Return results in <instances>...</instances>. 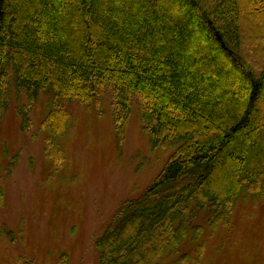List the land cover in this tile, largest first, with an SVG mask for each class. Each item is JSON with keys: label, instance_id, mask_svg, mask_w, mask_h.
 <instances>
[{"label": "trees", "instance_id": "obj_1", "mask_svg": "<svg viewBox=\"0 0 264 264\" xmlns=\"http://www.w3.org/2000/svg\"><path fill=\"white\" fill-rule=\"evenodd\" d=\"M107 93L118 146L134 103L149 150L169 155L94 241L96 264H199L204 232L241 198L264 202V0H0V118L23 132L39 107L49 176L71 108Z\"/></svg>", "mask_w": 264, "mask_h": 264}, {"label": "rangeland", "instance_id": "obj_2", "mask_svg": "<svg viewBox=\"0 0 264 264\" xmlns=\"http://www.w3.org/2000/svg\"><path fill=\"white\" fill-rule=\"evenodd\" d=\"M110 96H103L97 109L71 108L73 120L63 141L65 170L51 176L36 130L39 107L23 132L13 111L0 118V225L14 236L0 238V264H57L61 254L67 264H96L94 241L118 206L136 198L161 170L169 152L149 150L134 103L118 146ZM201 240L199 264H264V202L241 198L230 225L204 232ZM196 246L190 243L182 253H194Z\"/></svg>", "mask_w": 264, "mask_h": 264}]
</instances>
